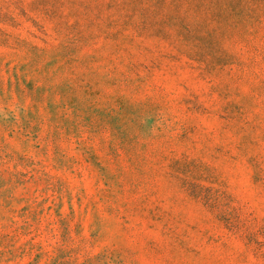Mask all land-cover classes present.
Wrapping results in <instances>:
<instances>
[{
    "label": "rangeland",
    "instance_id": "1",
    "mask_svg": "<svg viewBox=\"0 0 264 264\" xmlns=\"http://www.w3.org/2000/svg\"><path fill=\"white\" fill-rule=\"evenodd\" d=\"M0 264H264V0H0Z\"/></svg>",
    "mask_w": 264,
    "mask_h": 264
}]
</instances>
